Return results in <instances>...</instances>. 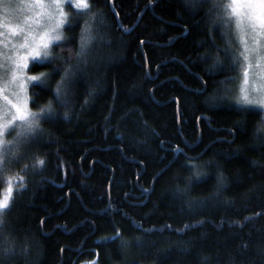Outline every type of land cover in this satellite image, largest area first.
<instances>
[{
  "label": "trees",
  "instance_id": "obj_1",
  "mask_svg": "<svg viewBox=\"0 0 264 264\" xmlns=\"http://www.w3.org/2000/svg\"><path fill=\"white\" fill-rule=\"evenodd\" d=\"M90 3L105 15L104 39L75 78L69 119L57 107L45 135L2 174L28 165L3 229L18 254L3 264H264V143L253 137L261 114L236 107L234 96L210 102L226 77L237 88L236 67L205 71L211 60L202 57L224 45L210 6ZM85 19L71 17L54 57L75 62L68 47L79 46ZM64 67L59 59L29 67L51 73L49 87L30 88V110L53 99ZM37 157L45 164L34 168ZM220 172L227 187L213 199Z\"/></svg>",
  "mask_w": 264,
  "mask_h": 264
},
{
  "label": "snow or ice",
  "instance_id": "obj_2",
  "mask_svg": "<svg viewBox=\"0 0 264 264\" xmlns=\"http://www.w3.org/2000/svg\"><path fill=\"white\" fill-rule=\"evenodd\" d=\"M185 3L192 9H197L205 4L210 5L208 15L212 25L211 31L214 32L217 28H222L223 36L226 37L222 49L218 48L213 42L212 47L216 50L215 55L202 57V59L211 60V64L205 69L207 75L211 76L225 69L234 71L242 56L243 60L248 63L249 68L253 67L255 61V67L260 69L253 76V79L258 77L259 80L264 81V0H230L227 4L223 0H185ZM29 7L33 11L39 9L37 16L32 17L30 20L26 18L24 23H18L11 30L16 42L12 43L9 54L4 59L3 64H0V68H3L4 77H8L10 74L7 84L11 88V96L14 98L11 101V109L14 111H10L0 118V174H3L10 165L19 160L26 147L45 135L42 125L53 122L57 107L62 106L65 109L64 119H69V97L72 94L75 78L82 71V66H87L89 63L94 41L104 39V36L101 35V26L106 23L105 15L99 9L93 10L90 0H31ZM72 9H75V11H72ZM73 16H84L86 19L81 28L79 46L75 50L70 46L68 47V51L75 61L70 63L62 56L54 57L50 45L53 42L70 39V37L65 36L64 31L66 25H71V17ZM233 22L235 33L243 45V51L239 55H237L233 40ZM68 30H71V28ZM124 31L127 32L128 29H124ZM2 37L3 33H0V47H3ZM3 56V52H0V57ZM56 59L64 60L65 67L60 80L55 85L54 97L38 111H32L28 106L27 96L25 95L28 85L49 87L51 73L27 74L26 69L31 71L29 61L47 60L51 62ZM55 71L53 69V72ZM249 75L250 73L246 71L245 82L247 87L240 89L236 103L245 106H257L262 110L253 137L264 143V87L258 85L254 91L251 82L248 80ZM233 79L232 77H226L225 80L219 82L224 87L218 89V94L210 98L213 105L217 100H230L233 98L234 89L227 86L233 82ZM205 90H207L206 84L204 88L197 89L201 93ZM0 91H3V89L0 88ZM177 151L182 150L177 148ZM228 158H231V154ZM44 164V159L37 157L33 167H42ZM27 170L28 165H25L21 172L8 176V187L5 194L0 198V264H3L5 259L18 254L15 239L4 234L3 229L6 223L5 216L11 211L17 186L21 191L26 190L24 173ZM200 174V171L197 170L196 175L199 176ZM216 180L215 190L211 197L213 199L218 198L227 187L226 177L222 172L217 175ZM188 191L187 187H177V192L186 194ZM206 202L207 200L201 203ZM260 214L264 213H257V215ZM116 235L120 237L119 230H117ZM120 243L122 247H129L131 242L121 237ZM142 243V240L137 237V246H141ZM28 251L27 245L20 249V252L25 255ZM92 264H95V261Z\"/></svg>",
  "mask_w": 264,
  "mask_h": 264
},
{
  "label": "rangeland",
  "instance_id": "obj_3",
  "mask_svg": "<svg viewBox=\"0 0 264 264\" xmlns=\"http://www.w3.org/2000/svg\"><path fill=\"white\" fill-rule=\"evenodd\" d=\"M223 2L227 4L230 2V0H223ZM30 3L31 0H0V33H3V37H2L3 47H0V52H3L4 54L3 57H0V64H3L4 59L9 54L12 43L16 42L15 37H13L11 34V30L14 29L18 23L20 24L24 23L26 18L30 20L32 17L37 16V13L39 12V9L33 11V9L29 7ZM72 11H75V9H72ZM218 31H219L220 39L223 42L226 39V37L223 36V29L219 28ZM233 40L235 43V48L237 50V55H239L240 52L243 51V45L240 43V39L238 35L235 33L234 22H233ZM62 42L63 41L53 42L50 45L53 56H54V49L60 47L62 45ZM223 47L224 45L221 46V49ZM35 62L43 63V62H47V60L45 61L30 60L29 67ZM235 67L237 70V77H236L237 88H236V93L234 94V100H233L234 105L238 108L257 111L261 114L262 110L257 106H251V105L245 106L236 103V99L239 97L240 89L242 87H247V84L245 82L246 71L250 73L248 80L251 82L254 91L258 85L264 87V81L259 80L258 77L256 79H253V76H255L256 73L260 71V69L255 67V61L253 62V67L249 68L248 63L243 60L242 56L240 58V63H238ZM25 71L27 74L32 75L29 73V70L26 69ZM8 79H10V74L8 77H4L3 68H0V88L3 89V91H0V118L8 114L10 111H14L13 109H11V101L14 98H12L11 88H9L7 84ZM31 87L32 84H29L28 90L25 92V95L27 96L28 104H29V90ZM7 179L8 178L0 174V198H2V196L5 194L6 189L8 187Z\"/></svg>",
  "mask_w": 264,
  "mask_h": 264
}]
</instances>
